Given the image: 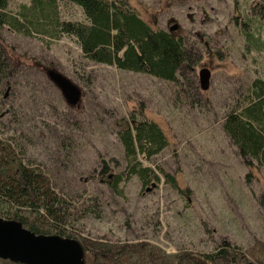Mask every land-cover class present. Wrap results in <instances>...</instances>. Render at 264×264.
Instances as JSON below:
<instances>
[{"label":"rangeland","instance_id":"1","mask_svg":"<svg viewBox=\"0 0 264 264\" xmlns=\"http://www.w3.org/2000/svg\"><path fill=\"white\" fill-rule=\"evenodd\" d=\"M126 1L148 27L183 39L190 61L177 85L89 62L65 36L51 40L3 27L0 45L12 70L0 93V168L10 174L17 162L31 164L78 209L86 199L93 212L73 214L71 239L106 248L98 263L180 264L227 244L237 248L234 264H264V167L247 170L220 126L251 82L264 80V54L246 48L242 36L246 30L264 42V0ZM7 2L16 13L29 0ZM57 14L85 22L69 3H60ZM201 69L209 73L206 91L199 87ZM49 70L78 88V106L65 103ZM130 114L155 123L167 142L137 161L171 176L184 195L161 174L144 190L136 177L124 180L120 194L98 183L103 164L125 171L117 132Z\"/></svg>","mask_w":264,"mask_h":264},{"label":"trees","instance_id":"2","mask_svg":"<svg viewBox=\"0 0 264 264\" xmlns=\"http://www.w3.org/2000/svg\"><path fill=\"white\" fill-rule=\"evenodd\" d=\"M60 3L79 7L85 22L61 21L57 14ZM7 0H0V30L6 27L18 35H45L51 40L65 36L77 45L82 57L98 65L113 66L120 71L144 74L176 86L178 75L190 61V55L179 36L153 30L129 7L126 0H29L16 13L7 11ZM247 26L246 23L243 24ZM245 47L264 54V42L242 30ZM12 67L0 45V93L9 83ZM117 139L126 160L125 171L112 173L103 164L97 181L114 194H120L122 181L136 177L144 190L157 185L158 175L184 195L174 179L160 169L142 166L137 157L149 159L167 146L159 127L132 114L118 124ZM221 130L235 147L236 155L247 170L264 167V80L254 79L249 93L221 120ZM3 152L0 143V155ZM0 218L13 220L22 228L38 236L72 238L70 228L76 219L93 211L89 204L71 199L49 187L38 168L17 162L9 172L0 170ZM84 263L101 264L98 259L107 256V249H92L86 241L80 242ZM210 254L179 258L180 264H234L232 255L237 248L221 245ZM106 249V250H105ZM121 255V251L112 255ZM100 256V257H98ZM117 258V257H115ZM116 260V259H115ZM105 264V263H102Z\"/></svg>","mask_w":264,"mask_h":264},{"label":"water","instance_id":"3","mask_svg":"<svg viewBox=\"0 0 264 264\" xmlns=\"http://www.w3.org/2000/svg\"><path fill=\"white\" fill-rule=\"evenodd\" d=\"M172 27L171 30H174ZM49 81L56 87L65 103L76 107L80 91L68 79L55 71L46 72ZM201 91L208 88L209 73L198 72ZM0 260L14 264H85L80 243L71 238L38 236L22 228L13 220L0 218Z\"/></svg>","mask_w":264,"mask_h":264}]
</instances>
